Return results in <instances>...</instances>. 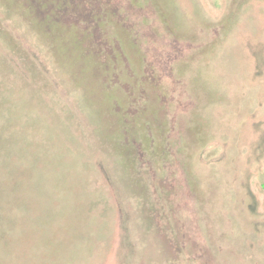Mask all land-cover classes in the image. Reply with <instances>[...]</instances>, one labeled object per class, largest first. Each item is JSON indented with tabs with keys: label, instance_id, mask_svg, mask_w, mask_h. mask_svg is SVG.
I'll return each instance as SVG.
<instances>
[{
	"label": "rangeland",
	"instance_id": "374dc122",
	"mask_svg": "<svg viewBox=\"0 0 264 264\" xmlns=\"http://www.w3.org/2000/svg\"><path fill=\"white\" fill-rule=\"evenodd\" d=\"M0 264H264V0H0Z\"/></svg>",
	"mask_w": 264,
	"mask_h": 264
},
{
	"label": "trees",
	"instance_id": "16d2710c",
	"mask_svg": "<svg viewBox=\"0 0 264 264\" xmlns=\"http://www.w3.org/2000/svg\"><path fill=\"white\" fill-rule=\"evenodd\" d=\"M57 10H58V13H59V14H64V13H65V11H63V9H61V11H60L59 9H57ZM102 11H103V10H101V9H97V11H96L95 13H92V14H91L90 19L92 20V19L99 18V14H101ZM74 12H75V11H74ZM78 13H80L79 10H78ZM75 15H76V14H75ZM75 15H74V16H75ZM73 19L75 20V23H74V24H76V25L81 24V23H80V19H81V16H80V15H78V17H77V15H76V18L73 17ZM91 22H92V21H91ZM84 23H85V22H84Z\"/></svg>",
	"mask_w": 264,
	"mask_h": 264
}]
</instances>
